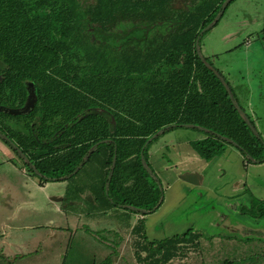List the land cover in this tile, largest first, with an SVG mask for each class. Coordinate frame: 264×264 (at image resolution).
I'll use <instances>...</instances> for the list:
<instances>
[{
  "label": "trees",
  "instance_id": "obj_1",
  "mask_svg": "<svg viewBox=\"0 0 264 264\" xmlns=\"http://www.w3.org/2000/svg\"><path fill=\"white\" fill-rule=\"evenodd\" d=\"M235 1L207 28L224 0H0V140L40 183L66 180L97 154L100 179L86 205L142 216L163 200L148 150L166 131L201 132L191 146L206 161L232 147L248 164L264 162V138L200 46ZM32 98L20 113L28 121L11 125L18 114L8 110ZM239 213L264 224V200L252 197ZM137 224L135 264H186L181 256L198 247L191 230L146 243ZM101 232L112 251L97 264H110L120 237ZM239 244L246 256L222 264L264 263V239Z\"/></svg>",
  "mask_w": 264,
  "mask_h": 264
},
{
  "label": "rangeland",
  "instance_id": "obj_2",
  "mask_svg": "<svg viewBox=\"0 0 264 264\" xmlns=\"http://www.w3.org/2000/svg\"><path fill=\"white\" fill-rule=\"evenodd\" d=\"M186 1L178 0L177 5H184ZM200 46L203 54L228 80L239 103L264 136V0H236L217 25L203 35ZM254 117L258 118V123H255L257 119ZM7 120L14 125L28 121V117L18 114L17 117H7ZM10 150L0 140V173L7 168L14 174L17 183L10 186L14 191L12 208L0 205V264L99 263L110 252L104 243L108 242L107 233L97 229L100 225L95 223L92 225V236L83 227L74 234L69 228L54 224L58 217L53 214V210L61 200H64V208L61 210H68L71 208L66 206L68 197L76 198L81 193L82 203L87 206L92 199V192L98 186L101 158L95 154L77 174L66 180L40 183L35 177L27 176L30 174L23 167L22 160ZM185 196L186 200L179 203L175 194L171 197L169 191L158 210L145 213L140 223L134 222L133 226L137 224L142 227L143 240L153 243L170 237L168 232H177L175 235H178L191 230L197 236L202 263L222 264L227 259L238 261L245 257L246 253L240 250H245L246 245H238L239 241L235 239L230 241L220 237L217 228L207 225L211 217L209 212L203 214V210H192L191 203L196 201V194L190 192ZM16 200L19 206L14 208ZM1 203H4V199H1ZM83 207L76 206L78 210L85 211L86 207ZM119 210L126 212V215L119 214ZM109 213V217L122 227L132 220L134 214L119 207L110 209ZM17 214L22 218L15 221ZM224 219L236 224L240 231L235 232V235L241 239L251 235L261 238L263 234L261 220L242 217L235 211ZM198 249L190 247L189 251L197 252ZM124 253V258L113 256L110 264H135L131 256L132 249L127 247ZM174 260L177 262L179 259ZM188 260L194 264L192 258ZM237 261L233 264H239Z\"/></svg>",
  "mask_w": 264,
  "mask_h": 264
},
{
  "label": "crops",
  "instance_id": "obj_3",
  "mask_svg": "<svg viewBox=\"0 0 264 264\" xmlns=\"http://www.w3.org/2000/svg\"><path fill=\"white\" fill-rule=\"evenodd\" d=\"M254 119H257L255 123H258V118L254 117ZM198 137L199 134L194 130L177 128L164 132L151 144L148 150V162L159 177L163 187L161 205L164 203L165 195L169 191L171 197L175 194V198L178 199L179 203L186 200L185 195L194 192L197 199L191 203L192 210H203V214L209 212L211 217L208 219L207 225L217 228L220 231L218 233L220 237H225L230 241L234 239L236 241H243L249 237L260 238L251 235L241 239L235 235V232H239L240 229L233 221L226 220L224 217L235 211L237 215L253 219L247 215L240 214L239 208L242 205L249 204L252 197L264 200V162L260 164H248L246 161H243V157L239 152L232 147H227L223 153L206 161L191 146V141L196 140ZM262 137L264 138L263 135ZM8 150H10L9 147ZM4 161L6 163L9 162ZM1 172L0 205L2 207L3 205H8L7 208L11 209L14 191L10 186L17 185V183L15 182L14 174H11L7 168ZM27 176L32 177L30 175ZM81 195L76 199L68 198L66 206H71V208L64 212L61 210L64 208V200L58 201L57 208L53 210V214L58 217V220L54 224L61 225L65 229L69 228L75 234L81 227L84 230L87 227L92 230V225L98 223L100 227L97 229L115 232L120 237L118 239L120 240V244L117 253L113 256L124 258V252L129 247L132 249L131 256L133 255L134 257L132 228L134 222L140 220L142 215L134 213L132 220L125 227H122L109 217L110 210L107 212L94 211L85 206L82 203L81 198L83 197ZM84 198L86 199L87 197L85 196ZM1 199H4V203H1ZM6 199L8 200L6 201ZM200 200L202 201L199 202ZM15 202L14 208L19 206L17 200ZM76 206H84L86 209L85 211L78 210ZM230 209H233V211ZM119 214L126 215V212L119 210ZM17 215L15 221L21 220L20 214ZM253 220L259 221L258 219ZM78 222H80V225H78ZM37 228L41 229L40 227ZM237 229L239 230L237 231ZM36 231L39 232L38 230ZM176 233L168 232L170 234L168 236L171 237L172 234L175 235ZM262 233L264 235V231ZM242 234L244 236L245 232ZM262 235L260 239H264ZM109 250L110 252L112 251L110 248ZM200 256L201 251L198 249L197 252L188 251L187 254L181 256L180 260L181 262L187 261L186 264H192L188 260L192 258L194 264H202V261L199 259Z\"/></svg>",
  "mask_w": 264,
  "mask_h": 264
},
{
  "label": "water",
  "instance_id": "obj_4",
  "mask_svg": "<svg viewBox=\"0 0 264 264\" xmlns=\"http://www.w3.org/2000/svg\"><path fill=\"white\" fill-rule=\"evenodd\" d=\"M227 1H228V0H224V2H223V4H222V7H221V9H220V11H219V13H218L216 19L213 20L210 24H208L207 28L211 27V26L215 23V21L221 16V14H222V12H223V10H224L226 4H227ZM206 64H207V66H209L210 69H212V70L215 72V74H217V76H219V78H220L221 80H223V78L220 76V74H219V73H218V72H217L212 66H210L208 63H206ZM225 86H226V90H227L228 94L231 96V92H230V89H229L228 85L225 84ZM33 103H34V99L32 98V99L26 104V106H25L23 109H21V110H8V113H10V114L26 113V112H28L29 109L32 107ZM160 132H161V130L157 131V133L153 134V135L148 139V141H150L152 138L156 137L158 134H160ZM92 150H93V148L90 150V153L92 152ZM88 155H89V154H88ZM87 157H88V156H87ZM87 157H86V158H87ZM86 158H85V160H86ZM115 158H116V157H115V155H114L113 160H112V167H111V171H110V173H109V175H108V179H110V177H111L112 168L114 167V164H115ZM143 163H144V161H143Z\"/></svg>",
  "mask_w": 264,
  "mask_h": 264
}]
</instances>
